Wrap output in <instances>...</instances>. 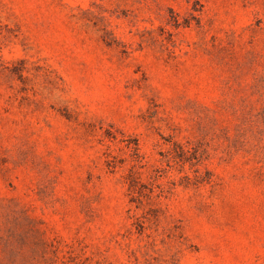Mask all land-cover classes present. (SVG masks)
Instances as JSON below:
<instances>
[{
	"label": "rangeland",
	"instance_id": "obj_1",
	"mask_svg": "<svg viewBox=\"0 0 264 264\" xmlns=\"http://www.w3.org/2000/svg\"><path fill=\"white\" fill-rule=\"evenodd\" d=\"M0 264H264V0H0Z\"/></svg>",
	"mask_w": 264,
	"mask_h": 264
}]
</instances>
